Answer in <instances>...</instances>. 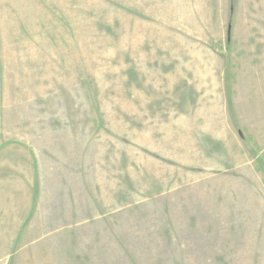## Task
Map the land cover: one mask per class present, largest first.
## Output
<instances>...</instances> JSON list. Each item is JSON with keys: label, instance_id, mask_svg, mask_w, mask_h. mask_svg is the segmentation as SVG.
<instances>
[{"label": "rangeland", "instance_id": "rangeland-1", "mask_svg": "<svg viewBox=\"0 0 264 264\" xmlns=\"http://www.w3.org/2000/svg\"><path fill=\"white\" fill-rule=\"evenodd\" d=\"M0 264H264V0H0Z\"/></svg>", "mask_w": 264, "mask_h": 264}]
</instances>
